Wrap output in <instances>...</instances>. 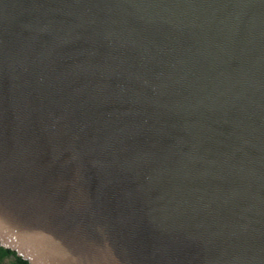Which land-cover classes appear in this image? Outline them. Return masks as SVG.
<instances>
[{
	"label": "water",
	"instance_id": "95a60500",
	"mask_svg": "<svg viewBox=\"0 0 264 264\" xmlns=\"http://www.w3.org/2000/svg\"><path fill=\"white\" fill-rule=\"evenodd\" d=\"M0 246L264 264V0H0Z\"/></svg>",
	"mask_w": 264,
	"mask_h": 264
},
{
	"label": "trees",
	"instance_id": "16d2710c",
	"mask_svg": "<svg viewBox=\"0 0 264 264\" xmlns=\"http://www.w3.org/2000/svg\"><path fill=\"white\" fill-rule=\"evenodd\" d=\"M0 264H29L18 257L15 252L0 246Z\"/></svg>",
	"mask_w": 264,
	"mask_h": 264
}]
</instances>
